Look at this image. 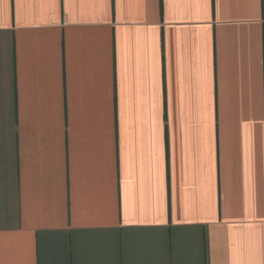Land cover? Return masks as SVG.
Wrapping results in <instances>:
<instances>
[{
	"label": "crops",
	"instance_id": "obj_1",
	"mask_svg": "<svg viewBox=\"0 0 264 264\" xmlns=\"http://www.w3.org/2000/svg\"><path fill=\"white\" fill-rule=\"evenodd\" d=\"M0 264H264V0H0Z\"/></svg>",
	"mask_w": 264,
	"mask_h": 264
}]
</instances>
